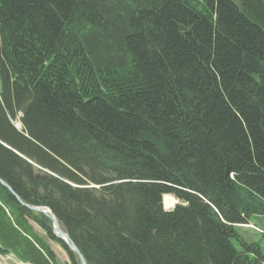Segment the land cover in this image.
Listing matches in <instances>:
<instances>
[{
	"label": "trees",
	"instance_id": "1",
	"mask_svg": "<svg viewBox=\"0 0 264 264\" xmlns=\"http://www.w3.org/2000/svg\"><path fill=\"white\" fill-rule=\"evenodd\" d=\"M0 178L87 264H264V0H0ZM12 191L0 254L80 264Z\"/></svg>",
	"mask_w": 264,
	"mask_h": 264
},
{
	"label": "rangeland",
	"instance_id": "2",
	"mask_svg": "<svg viewBox=\"0 0 264 264\" xmlns=\"http://www.w3.org/2000/svg\"><path fill=\"white\" fill-rule=\"evenodd\" d=\"M20 114L16 116V118L13 120L14 124L20 123L19 120ZM21 124V123H20ZM0 180H2L0 178ZM3 181V180H2ZM1 184V182H0ZM2 185V184H1ZM4 186V185H3ZM93 186V185H90ZM97 187V185H94ZM167 194V193H166ZM172 195V194H171ZM18 200V199H17ZM19 201V200H18ZM21 203V202H20ZM178 203V200L176 199L175 204ZM175 204L172 207H167L163 201H162V206L163 208H173ZM24 205L28 208V206H38V205H27L24 203ZM46 207V206H45ZM48 208V207H47ZM31 210L30 208H28ZM50 210V208H48ZM33 211V210H31ZM51 211V210H50ZM35 212V211H33ZM39 213V212H37ZM52 213V211H51ZM41 214V213H40ZM53 214V213H52ZM43 215V214H42ZM54 215V214H53ZM44 216V215H43ZM46 217V216H45ZM55 217V215H54ZM48 218V217H46ZM56 218V217H55ZM49 219V218H48ZM50 220V219H49ZM57 220V219H56ZM51 222V220H50ZM58 222V221H57ZM35 229V231L43 237V239L47 242V244L50 246V248L54 251L56 255V261L58 264H67L70 262L69 257L65 250L60 246V244L56 241H53L51 238L46 236V234L35 224L31 223ZM238 230L239 236L244 239L245 242L251 243V242H259L262 248L264 249V221H259V220H250L249 223L247 224H239L236 226ZM51 228H52V222H51ZM63 230V229H62ZM52 233L53 228H52ZM55 236V235H54ZM56 237V236H55ZM57 238V237H56ZM58 239V238H57ZM59 240V239H58ZM72 240V239H71ZM75 244V243H74ZM76 245V244H75ZM78 248V247H77ZM80 251V250H79ZM84 257V256H83ZM87 263V262H86ZM0 264H28L19 261L13 254H6V255H1L0 254Z\"/></svg>",
	"mask_w": 264,
	"mask_h": 264
},
{
	"label": "water",
	"instance_id": "3",
	"mask_svg": "<svg viewBox=\"0 0 264 264\" xmlns=\"http://www.w3.org/2000/svg\"><path fill=\"white\" fill-rule=\"evenodd\" d=\"M15 127L17 129L21 128V124H14ZM1 184L4 185L5 187H7L9 190L12 191V189L2 180H0ZM13 192V191H12ZM13 194L16 196V198L22 203L24 204L20 198L13 192ZM28 208H30L31 210L35 211V212H39L41 214H43L44 216L48 217L51 222H52V228H53V232L54 235L61 240L72 252H74L77 256V258L80 261V264H87L85 258L83 257L82 253L79 251V249L77 248V246L74 244V242L71 240V238L68 236L67 233H65L62 228H60L56 218L54 217V215L51 213V211L45 207V206H28Z\"/></svg>",
	"mask_w": 264,
	"mask_h": 264
},
{
	"label": "bare ground",
	"instance_id": "4",
	"mask_svg": "<svg viewBox=\"0 0 264 264\" xmlns=\"http://www.w3.org/2000/svg\"><path fill=\"white\" fill-rule=\"evenodd\" d=\"M163 203L167 206V207H172L175 202H176V198L171 195V194H164L163 198H162ZM59 224V223H58ZM61 228V227H60ZM64 231V230H63ZM65 232V231H64ZM66 233V232H65ZM69 236V235H68ZM70 237V236H69ZM79 260V259H78Z\"/></svg>",
	"mask_w": 264,
	"mask_h": 264
},
{
	"label": "clouds",
	"instance_id": "5",
	"mask_svg": "<svg viewBox=\"0 0 264 264\" xmlns=\"http://www.w3.org/2000/svg\"><path fill=\"white\" fill-rule=\"evenodd\" d=\"M174 210V208H164L163 209V211H165V212H171V211H173Z\"/></svg>",
	"mask_w": 264,
	"mask_h": 264
}]
</instances>
